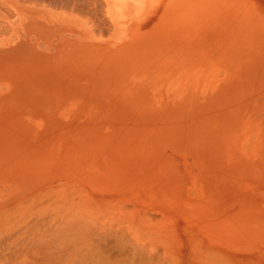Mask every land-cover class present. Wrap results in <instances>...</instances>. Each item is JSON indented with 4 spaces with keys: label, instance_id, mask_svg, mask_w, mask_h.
<instances>
[{
    "label": "bare ground",
    "instance_id": "obj_1",
    "mask_svg": "<svg viewBox=\"0 0 264 264\" xmlns=\"http://www.w3.org/2000/svg\"><path fill=\"white\" fill-rule=\"evenodd\" d=\"M237 27L264 0H0V264H264V123L226 97L264 88V44Z\"/></svg>",
    "mask_w": 264,
    "mask_h": 264
},
{
    "label": "rangeland",
    "instance_id": "obj_2",
    "mask_svg": "<svg viewBox=\"0 0 264 264\" xmlns=\"http://www.w3.org/2000/svg\"><path fill=\"white\" fill-rule=\"evenodd\" d=\"M255 29V27H237V31H238V33H237V31H236V29L234 30L238 35H240L242 32H249V34H252V35H260V41H258V40H254L255 42H257L258 44H264V39H263V36H264V30H261L260 29V27H258L256 30H254ZM239 42H240V44H241V46H242V44H247V43H245V42H243L242 40H239ZM241 49H246L245 47H241ZM263 49H264V47H263ZM254 74H256V73H254ZM259 76H260V80L259 81H261L262 83H264V71H260L259 72ZM224 81V80H223ZM227 80H225V82H226ZM233 82H231V84H232ZM236 83H237V80H236ZM222 84H224V82H220V84L219 85H216L215 86V90L217 91V89H219V86L220 85H222ZM230 84V85H231ZM229 84H228V86H230ZM223 86V85H222ZM221 86V89L222 88H224L225 86H227V84H225V86H223L222 87ZM217 88V89H216ZM226 88V87H225ZM224 88V89H225ZM223 89V90H224ZM211 90V91H210ZM214 90V88L213 89H209L208 91H206V93H205V96H206V99H209V100H207V101H211L212 99H210V98H212V97H214V95L215 96H217V97H214V98H216V102L215 101H213L214 100V98H213V103H217L218 101V97L220 96V97H223V96H225V95H223L222 94V92L223 91H219L218 90V92H216L215 90H214V92L212 93V91ZM251 90V91H250ZM226 92H228L227 90H225ZM231 91H233V92H231V93H233V94H230L229 96H228V93H227V95H226V97L229 99V97L231 98V101H232V98H233V103H235V101H236V98L235 97H237V99L239 98V102H240V100H241V102L239 103L238 102V105H239V107L238 106H236L235 105V108L234 109H236V112H238V115L239 114H241V113H239L240 112V108H241V112H242V115L243 116H245L246 115V117L248 118L249 117V119L250 120H255V119H258V117H259V119L258 120H256V121H253V124H262V123H264L263 121H264V96H261V92L262 91H264V88H260V89H258V91L259 92H257L256 94H255V91H257V90H252V89H249L248 91L245 89V90H239L238 92H237V90H231ZM235 91V92H234ZM240 91H241V93H240ZM246 91V92H245ZM250 91V94L248 93ZM252 91H254V92H252ZM261 91V92H260ZM220 92H221V94H220ZM252 92V93H251ZM230 93V92H229ZM217 94V95H216ZM218 94H219V96H218ZM245 94H247V97H246V95ZM211 95H213L212 97H211ZM223 95V96H222ZM232 95H235L234 97L232 96ZM241 95V96H240ZM172 96H175L174 94L172 95ZM240 97H242V98H240ZM247 98V99H246ZM205 99V100H206ZM248 100V101H247ZM253 102V103H252ZM256 103V104H255ZM244 104H245V108H244ZM206 108V107H205ZM220 109V110H219ZM210 110V109H209ZM208 109L206 110V111H208V113L211 115V118H213L212 117V114L214 115H216V113H218L217 114V117H218V115H219V117H220V119H222L223 117H221V116H224V112H222V109L221 108H217L216 106H214L213 108H212V110L213 111H209ZM215 111V112H214ZM213 112V113H212ZM235 113V112H234ZM233 113V115H236L237 113H235L234 114ZM246 113V114H245ZM205 115H206V117L208 116V114H206L205 113ZM209 115V116H210ZM214 115V116H215ZM208 116V117H209ZM250 116H252V117H250ZM258 116V117H257ZM256 117V118H255ZM239 117H237L236 118V126L235 127H233L232 128V134L234 133V135H236V136H238V134L241 132V128L240 127H242V125L240 124L241 123V120H240V118L238 119ZM263 120H262V119ZM214 120V119H213ZM216 120V119H215ZM214 120V121H215ZM262 122V123H261ZM239 126V127H238ZM223 127H225V126H223ZM239 132V133H238ZM241 135H242V133H240V137L238 136V138L239 139H241ZM105 136H111V131H108L107 132V134L105 135ZM105 140V139H104ZM102 143H95V145L96 146H100ZM142 143H140V142H138V141H134V140H129V139H127V142H126V148L128 149V150H130V151H133V150H136V149H138V147L141 145ZM107 145V144H106ZM107 148H108V145H107ZM104 152H106V151H102L101 153H104ZM108 153L111 155V153L108 151ZM180 153V152H179ZM179 153H175V152H171L170 154H168V155H166L167 157H163L161 160H163V161H165L167 164H168V167L167 168H163V167H159L157 170H155L156 171V173H161V174H165L166 175V177H165V179L170 183V184H166V186H168V187H170V188H172V189H174L175 187H174V185L175 186H178L177 188H175L176 189V191L177 190H179V189H181V186H183L185 183H186V180H185V176H186V174L188 173V177L189 176H192L191 175V171L188 169L189 168V166H190V164H191V160L189 161V158L188 159H186V160H184V158H181L180 157V155H179ZM102 155H105V154H102ZM159 155V154H158ZM174 165H179V167H174ZM170 168H175V170L174 169H170ZM193 173H195L194 171H192ZM197 173V172H196ZM196 176H198V174H196ZM200 179V178H199ZM194 181V179H189V184L191 185V186H193V182ZM203 181V180H202ZM236 181V180H235ZM203 182H206V181H203ZM219 183H222V182H220L219 181ZM234 184H239V182L238 181H236V182H233ZM241 188V184H239V185H236V189L237 190H239Z\"/></svg>",
    "mask_w": 264,
    "mask_h": 264
}]
</instances>
